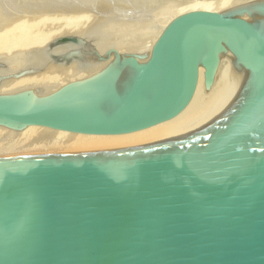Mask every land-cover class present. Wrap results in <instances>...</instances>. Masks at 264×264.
I'll use <instances>...</instances> for the list:
<instances>
[{"label":"water","instance_id":"obj_1","mask_svg":"<svg viewBox=\"0 0 264 264\" xmlns=\"http://www.w3.org/2000/svg\"><path fill=\"white\" fill-rule=\"evenodd\" d=\"M261 5L264 15V0L249 7ZM237 12L177 18L146 63L126 60L129 81L122 70L95 97L0 96V124L126 135L179 114L198 64L211 86L220 55L237 50L245 75L213 124L120 149L0 158V264H264V30ZM53 43L111 55L80 36Z\"/></svg>","mask_w":264,"mask_h":264},{"label":"bare ground","instance_id":"obj_2","mask_svg":"<svg viewBox=\"0 0 264 264\" xmlns=\"http://www.w3.org/2000/svg\"><path fill=\"white\" fill-rule=\"evenodd\" d=\"M259 1L262 0H0V42L10 40L6 43L9 48L17 47L15 53H0L3 64L0 66V95L23 101L60 102L109 92L116 88V77L122 70V83L133 76L126 60L135 55L140 63H146L155 44L177 18L194 13L225 16L240 9L242 19L254 21L264 30V15L259 13L262 5L249 7ZM100 5L109 6L112 13L101 16L97 24L93 21L95 25L89 29H76L78 23H65L60 16L75 14L77 17L78 14L84 19L86 11ZM242 10L248 14H243ZM57 19L67 24L62 25L64 30L60 28L51 35L46 34L47 37L40 36V32L36 36L28 35L48 21L53 25L56 20L58 25ZM71 22L76 24L74 29ZM67 36L90 40L92 49L100 55L111 52L110 58L102 61L92 54L82 53L78 46H55L53 43ZM238 53L236 50L220 55L211 86L205 66L198 64L196 85L188 105L173 118L154 127L126 135L96 136L42 126L0 124V158L120 149L213 124L232 109L242 87L245 75L236 64ZM56 54L62 57L54 61Z\"/></svg>","mask_w":264,"mask_h":264},{"label":"rangeland","instance_id":"obj_3","mask_svg":"<svg viewBox=\"0 0 264 264\" xmlns=\"http://www.w3.org/2000/svg\"><path fill=\"white\" fill-rule=\"evenodd\" d=\"M101 6V7H100ZM100 6H98V7H93L91 10H89V11H86V13H84L83 14V16H85L84 17V19H83V17H82V15L80 16V17H82V18H79L78 17V14H77V17L75 16V14L73 15V14H66V16H68V17H66L65 15H60V16H62V18L61 17H59V14L57 15V14H55V15H57L56 17H59V18H61V19H63L64 21H65V23H70V21H74L76 24L78 23L79 24V26H78V24L76 25V24H73V22H71L73 25H70V26H72L73 27V29H74V25H76V29H80V28H82V30L84 29H89V28H91V27H93L95 24H97V20H99V18L101 17V16H106L107 14H111L112 12H109V10L111 11V8L109 7V6H106V5H104V6H102V5H100ZM103 7H105V8H103ZM107 7H108V9H107ZM103 10H102V9ZM110 8V9H109ZM102 11V12H104V10H105V15H104V13H102V12H100V10ZM93 10V11H92ZM97 10H99V11H97ZM106 10H108V13H107V11ZM113 10V9H112ZM114 11V10H113ZM97 12V13H96ZM100 14H99V13ZM90 13V14H89ZM88 14V15H87ZM73 15V16H72ZM95 15V16H94ZM107 16H109V15H107ZM95 17H97L96 18V20L94 19ZM77 18V19H76ZM78 18L80 19V21L78 20ZM60 19V20H61ZM66 19H68V20H66ZM71 19V20H70ZM73 19H75V20H73ZM82 19V20H81ZM78 20V21H77ZM55 21V23H56V20H54ZM59 21V19H57V22ZM77 21V22H76ZM93 21H94V23L95 24H93ZM50 22H52V21H50ZM49 23V21L47 22V23H44L45 25H39L38 26V28H40V29H38V28H36V29H32L31 31H29V33H28V35L30 36V37H32V36H36V34H37V32H40V36H41V34H42V36L43 37H47V35L46 34H49L50 33V35H51V33L53 32V33H55V31L57 32L60 28H62V29H60V30H64L65 28H63V27H65V26H62V25H64L65 23H63V21L61 20V21H59L58 22V25H57V23L55 24L54 22H53V25L51 24V25H49L48 24ZM62 23V24H61ZM47 24V25H46ZM60 25V26H59ZM65 25H67V24H65ZM56 27V28H55ZM69 27V26H68ZM72 27H71V29H72ZM79 27V28H78ZM89 27V28H88ZM43 28V29H42ZM66 28H67V26H66ZM42 29V30H41ZM34 30V31H33ZM41 30V31H40ZM59 30V31H60ZM67 30H70L69 28H67ZM45 35V36H44ZM68 37V36H67ZM63 38V37H62ZM9 43L10 42V40H5V41H3L2 42V40H1V42H0V47H1V49H2V47H3V50H0V53H3V54H6V52L7 53H9V54H12V53H15V52H17V47H14V48H9V46L6 44V43ZM3 45V46H2ZM5 45V46H4ZM7 48H9V49H7ZM109 50H112V49H108V51ZM70 58V57H69ZM73 58V57H72ZM13 74H17V73H13ZM0 96H4V97H10V96H5V95H0ZM1 140H2V138H1ZM2 143V142H1Z\"/></svg>","mask_w":264,"mask_h":264}]
</instances>
